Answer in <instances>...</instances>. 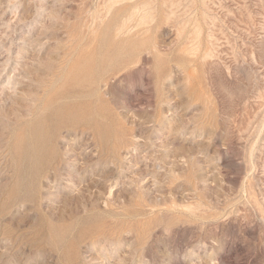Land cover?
I'll list each match as a JSON object with an SVG mask.
<instances>
[{
	"label": "rangeland",
	"instance_id": "rangeland-1",
	"mask_svg": "<svg viewBox=\"0 0 264 264\" xmlns=\"http://www.w3.org/2000/svg\"><path fill=\"white\" fill-rule=\"evenodd\" d=\"M0 264H264V0H0Z\"/></svg>",
	"mask_w": 264,
	"mask_h": 264
},
{
	"label": "bare ground",
	"instance_id": "bare-ground-1",
	"mask_svg": "<svg viewBox=\"0 0 264 264\" xmlns=\"http://www.w3.org/2000/svg\"><path fill=\"white\" fill-rule=\"evenodd\" d=\"M66 180V179H65Z\"/></svg>",
	"mask_w": 264,
	"mask_h": 264
}]
</instances>
